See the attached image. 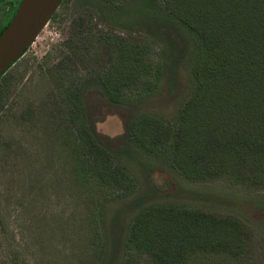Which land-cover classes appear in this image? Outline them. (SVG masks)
Returning <instances> with one entry per match:
<instances>
[{
	"label": "trees",
	"instance_id": "obj_1",
	"mask_svg": "<svg viewBox=\"0 0 264 264\" xmlns=\"http://www.w3.org/2000/svg\"><path fill=\"white\" fill-rule=\"evenodd\" d=\"M103 1L116 6L122 0ZM19 3L0 21V35ZM159 3L194 43L188 54L194 87L174 118L152 111L132 116L125 126V147L157 159L188 181L221 179L264 190V0ZM84 23L64 43L53 67L54 146L47 163L58 162L77 190L124 198L134 194L137 180L89 126L83 103L86 77L73 53L87 60L99 57L98 81L111 101L122 104L157 91L164 57L148 38L97 29L92 21L82 29ZM6 73L0 78V113L6 105ZM249 240L238 217L153 202L127 226L119 264H141L143 255L152 264H234L245 256Z\"/></svg>",
	"mask_w": 264,
	"mask_h": 264
},
{
	"label": "rangeland",
	"instance_id": "obj_2",
	"mask_svg": "<svg viewBox=\"0 0 264 264\" xmlns=\"http://www.w3.org/2000/svg\"><path fill=\"white\" fill-rule=\"evenodd\" d=\"M18 0L0 1V21ZM54 19L7 71L0 113V264H119L125 231L139 209L153 202L181 203L238 217L250 234L245 256L234 264H264V190L226 180L188 181L155 158L125 146L126 123L143 111L174 118L193 90L190 35L159 0H63ZM114 30L148 38L164 57L165 69L153 94L133 104L111 101L98 81L99 57L73 53L85 74L83 103L99 142L119 155L137 180L133 195L118 198L77 190L53 154L54 66L64 43L80 27ZM141 264H152L143 255Z\"/></svg>",
	"mask_w": 264,
	"mask_h": 264
},
{
	"label": "water",
	"instance_id": "obj_3",
	"mask_svg": "<svg viewBox=\"0 0 264 264\" xmlns=\"http://www.w3.org/2000/svg\"><path fill=\"white\" fill-rule=\"evenodd\" d=\"M62 0H21L0 35V78L20 59L49 23Z\"/></svg>",
	"mask_w": 264,
	"mask_h": 264
},
{
	"label": "flooded vegetation",
	"instance_id": "obj_4",
	"mask_svg": "<svg viewBox=\"0 0 264 264\" xmlns=\"http://www.w3.org/2000/svg\"><path fill=\"white\" fill-rule=\"evenodd\" d=\"M0 1H2V0H0ZM19 1H20V0H18L17 3L15 4V8L17 7ZM15 8H14V9H15ZM14 9L10 12V14H9L8 16L11 15V13L14 11ZM8 16H5V17L7 18ZM5 17H2V20H3Z\"/></svg>",
	"mask_w": 264,
	"mask_h": 264
},
{
	"label": "built area",
	"instance_id": "obj_5",
	"mask_svg": "<svg viewBox=\"0 0 264 264\" xmlns=\"http://www.w3.org/2000/svg\"><path fill=\"white\" fill-rule=\"evenodd\" d=\"M47 25H48V24H47ZM38 36H39V35H38ZM37 38H38V37H37ZM37 38H36V39H37ZM35 41H36V40H35ZM34 43H35V42H33L32 44H34ZM31 46H32V45H31ZM29 48H30V47H29Z\"/></svg>",
	"mask_w": 264,
	"mask_h": 264
}]
</instances>
